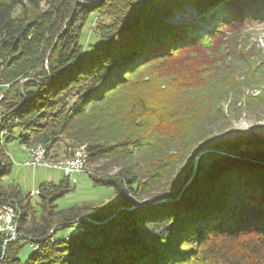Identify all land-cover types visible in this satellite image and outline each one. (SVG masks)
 <instances>
[{"label":"trees","instance_id":"obj_1","mask_svg":"<svg viewBox=\"0 0 264 264\" xmlns=\"http://www.w3.org/2000/svg\"><path fill=\"white\" fill-rule=\"evenodd\" d=\"M185 6L201 23L185 18L169 24L178 14L187 16ZM94 14L111 22L100 27L102 42L84 53L82 31ZM262 22L264 0H0V85H10L0 102L8 105L0 118V205L18 209L16 239L4 247L9 237L0 233V264H264V137L212 146L242 119L262 121L264 49L248 31ZM172 60L185 66L176 92L216 99L186 152L172 157L174 170L157 179L167 158L144 159L148 140L137 130L151 119L148 137L158 138L159 129L187 119L190 105L177 96L152 108L143 100L129 108L116 99L130 89L140 64L138 73ZM222 76L226 85L217 79ZM251 89L259 94L246 95ZM252 113L257 117H244ZM62 133L86 146V170L99 166L89 173L94 185L112 189L113 196L108 203L59 210L57 201L74 189L64 176L39 186L41 213L35 216L29 212L34 195L4 184L13 171L5 143L41 144L49 157ZM205 149L202 158L212 160L198 166L187 185L193 162L186 165ZM138 158L146 160L144 175L135 166ZM112 165L119 170L109 173ZM171 178L156 194L157 184ZM66 229L71 233L62 234ZM96 237L103 243L88 241ZM26 246L30 252L22 259Z\"/></svg>","mask_w":264,"mask_h":264},{"label":"rangeland","instance_id":"obj_2","mask_svg":"<svg viewBox=\"0 0 264 264\" xmlns=\"http://www.w3.org/2000/svg\"><path fill=\"white\" fill-rule=\"evenodd\" d=\"M187 9V16L182 17L181 14H178L177 17L174 19L168 20L169 24L173 25H179L181 22H183L185 18H188L189 23H201V19L199 18V15L197 12H195L192 8L185 6ZM20 12V10L17 12V14ZM111 22V18H103L102 16L98 14H94L90 20L86 23L85 27L82 31V40L81 44L84 48V53L88 52L90 48L94 45H98L102 42L99 34L100 27H102L104 24H108ZM250 34V41L252 43L258 44L259 47L264 49V22L258 23L253 27H249L248 29ZM190 61H195L194 59H190ZM175 63L174 61H162L157 62L153 64L152 66H149L146 70H143L142 72L138 73L139 69H143V65L140 64L134 72L133 75L130 77L131 81V87L128 91H126L123 95H121L119 98L116 99V103L123 102L126 106L130 108L131 105L136 107L138 104L139 107L143 104L142 102L138 101H145V105L152 108L157 105V103H162L167 98L175 99L177 96V100H180L181 104H184L183 101H187L190 107L187 108L188 117L183 122H180V124L172 129L167 128H161L159 129V136L158 138L154 137L151 138L149 136V130L151 125L153 126V121L151 119H148L146 124V128H142L139 131L137 130V134L139 136V139L148 140L144 141L146 145L147 151H144V159H147V161H158V158L162 155L166 157V166L161 170L162 175L157 176V179H166L167 177L163 174L165 173H171L174 170L173 166V159L172 157L176 156L178 157L181 154L183 155L186 152V147L190 143V140L193 136L194 128L199 125V123L202 122V120L212 117L211 108L214 104V101L216 98L212 97L211 95H205L201 92H194L189 94V92H183L181 89L176 90L173 88L174 83L176 81H180L185 73L182 71L184 70V65H181ZM146 65V63H145ZM47 67V66H45ZM183 67V68H182ZM138 73V74H137ZM219 79L220 83L223 85H226L225 76H222ZM223 80V81H222ZM218 81V85L220 84ZM22 83H26V80H22ZM208 85V84H207ZM10 85H0V102L4 100V97H6L5 93L8 91ZM167 87V89H166ZM169 87V88H168ZM224 87V86H223ZM222 88V86H221ZM252 94V95H258L259 92L257 90H248L246 92V95ZM175 96V97H174ZM13 96H10L9 98H12ZM171 99V100H172ZM11 101V100H10ZM166 103V102H165ZM173 103H167L169 106L172 107ZM228 102L226 107H228ZM264 108V106H263ZM262 108V109H263ZM8 109V105L6 103H0V118L3 113ZM264 110V109H263ZM258 113L255 114H247L246 116H249V119H254L257 117ZM260 117H262V121L258 124L250 122L247 119H242L240 122L235 123L234 131L227 133L222 136H218L213 142L212 146H215L217 143L228 140V141H234L238 137L242 139L250 138L252 135H259L264 137V111H259ZM157 121H155L154 126L157 125ZM145 129V130H144ZM167 129V130H166ZM114 131H125V128H113ZM165 130V131H164ZM158 131V130H157ZM164 132V135L161 134ZM17 134L21 133L19 130L16 132ZM110 134V132H109ZM41 144H38V146ZM35 146V145H33ZM27 146H23L18 141L14 143H5V149L6 153L9 154L13 161V171L12 174L4 179V184H15L19 186V188L22 190L23 193H32L34 197H30L31 203L33 205V208L29 210L31 214H34L35 216L40 215L41 209L37 205L38 196V188L43 183H54L58 184L64 179V173L60 170L56 169H50L46 167H31V166H25V162L28 159V154L26 152ZM264 149V147H261ZM139 151V150H138ZM181 151V153H180ZM83 153L87 155L86 153V146L83 145H77L75 146L74 143L68 138L67 134H60L54 143V150L52 151V156H47V159L56 161L54 159L57 156L61 160L63 158L66 159V157L69 156L70 153ZM143 153V151L140 150V155ZM170 153V154H169ZM178 153V154H177ZM180 153V154H179ZM195 158L192 159L190 164H187L186 166H191L193 162V167L195 164ZM206 159V158H205ZM201 158L197 164L198 166H202L203 163L205 166H207V163L211 162V157H207L205 160ZM146 161L138 158V160L135 162V166L137 168L141 169V173L144 175L146 170V163L141 162ZM103 163H106L103 162ZM101 162V164H103ZM104 165V164H103ZM108 166V165H107ZM99 166H91L88 167L87 173L78 174L75 176V179L77 180L76 184H71L72 188H74L71 192L67 193L63 198L57 201L58 209L59 210H67L70 208H73L75 206L80 205H88V204H99V203H108L110 199L113 196V190L110 188L105 187H96L93 183V180L89 173H96ZM102 167V165H100ZM186 168V167H185ZM109 173H115L119 170L118 167L115 165L109 166ZM155 173H159L157 169H152ZM157 170V171H156ZM153 173H149V177L153 176ZM179 175H176V178ZM172 179L166 182H160L156 189V194H159L162 191H165L168 188V185L171 181L176 180ZM184 176L180 178L181 181L179 183H182ZM194 179V178H193ZM166 184V185H165ZM155 185V187L157 186ZM188 185V183H187ZM186 185V186H187ZM185 188V186H184ZM183 188V189H184ZM149 197L144 198L141 200L142 204H145L147 202H150ZM3 207L8 205H2ZM17 209V207H14ZM2 209V208H1ZM35 209L38 211L35 212ZM34 211V212H33ZM11 220V218L6 216V223ZM13 224V223H11ZM10 224V225H11ZM9 226V225H8ZM7 227V226H6ZM13 227V225H12ZM16 230V228H10L8 227L6 230V236L9 237L8 240H10L13 236V232ZM71 229L63 230L62 234H68L71 233ZM15 233H17L15 231ZM88 241L92 243L94 246H98L99 244L103 243L102 238H89ZM30 252L29 246H26L21 254V258H25Z\"/></svg>","mask_w":264,"mask_h":264},{"label":"built area","instance_id":"obj_3","mask_svg":"<svg viewBox=\"0 0 264 264\" xmlns=\"http://www.w3.org/2000/svg\"><path fill=\"white\" fill-rule=\"evenodd\" d=\"M24 165L31 167H46L50 169L60 170L64 173L65 176L69 177V179L72 181L73 184L77 183V180L75 179L76 175L87 173L85 166V158L77 159V153H75L73 156H70V159L56 160L54 163H47L44 162L43 159L41 158L40 149H33V151H31V155H28V159L26 160ZM16 215H17L16 208L11 206L3 207L2 205H0V233L3 232L6 233L8 227L12 229L15 228L14 218ZM6 216L11 218V220H9L8 223H6L7 222ZM15 231L16 230L12 232L15 233Z\"/></svg>","mask_w":264,"mask_h":264},{"label":"water","instance_id":"obj_4","mask_svg":"<svg viewBox=\"0 0 264 264\" xmlns=\"http://www.w3.org/2000/svg\"><path fill=\"white\" fill-rule=\"evenodd\" d=\"M209 151H210L209 149H205V150L200 151V152L197 154V156H196V158H195V164H194V167H193V175H192L191 179L189 180L188 184L191 183V182L193 181V178H194V176H195V171H196V169H197V164H198L199 160L203 157L204 154H206V153L209 152ZM220 153L225 154L224 152H220ZM237 157H238V156H237ZM84 218H87V219H88L89 221H91L94 225H102L103 223H105V221H104V222L93 221V220L90 219L89 217H84ZM57 226H58V225H56V226L54 227V229L51 231L50 234H53V232H54L55 228H57ZM17 236H18V234H17V233H14L13 236L11 237V239H10V240H7V241L5 242L4 247H6L9 243H11L12 241H14V240L16 239Z\"/></svg>","mask_w":264,"mask_h":264},{"label":"bare ground","instance_id":"obj_5","mask_svg":"<svg viewBox=\"0 0 264 264\" xmlns=\"http://www.w3.org/2000/svg\"><path fill=\"white\" fill-rule=\"evenodd\" d=\"M33 149H40L41 158L43 159L44 162H47V163H54L55 162L53 160H49L50 158L47 159V151H46L45 147H43L41 145H39V146H29L25 150H26L28 155H31V151H33ZM84 158H85V166L87 167V157H86V155L83 154V153L77 154V159H84ZM66 159H70V158H66ZM16 210H18V209H16ZM15 228H16V226H15Z\"/></svg>","mask_w":264,"mask_h":264}]
</instances>
